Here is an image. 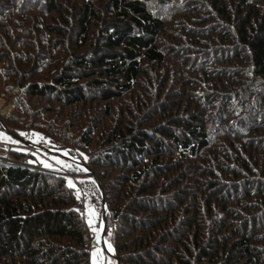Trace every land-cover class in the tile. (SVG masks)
<instances>
[{
    "label": "trees",
    "instance_id": "trees-1",
    "mask_svg": "<svg viewBox=\"0 0 264 264\" xmlns=\"http://www.w3.org/2000/svg\"><path fill=\"white\" fill-rule=\"evenodd\" d=\"M34 1L48 14L44 29L57 37L60 49L67 42L90 50L70 56V65L50 83L28 84L31 95L64 108L85 107L92 94L103 103L132 95L145 79L143 85L154 91L145 100L163 99L169 79L158 77L155 89L152 68L170 56V72L180 78L178 90L164 104L152 108L145 103L144 111L164 118L157 126L161 131L121 127L108 132L103 148L88 157L99 171L94 170L105 201V235L119 264H264V203L256 200L264 198V169L256 164L264 147L255 137L264 127V107H258L264 101V0ZM162 10L167 12L161 15ZM174 15L179 18L166 27ZM5 29L0 26L7 41L0 42V64L11 55ZM167 32L173 46L162 41ZM214 36L224 49L233 44L236 50L215 57L209 52L201 64L185 62L190 51L179 54L205 51L202 44L214 43ZM33 64L35 69L39 63ZM243 69L252 71L259 84L248 93L257 97V105L252 101L256 117L251 123L241 121V129L238 111L250 100L241 105L226 95L218 99L211 86H236L246 77ZM199 82L208 92L198 103L192 91ZM204 106V116L192 111ZM230 109L234 116L227 121ZM16 110L21 114L22 108ZM9 115L0 121L12 134L17 126ZM84 131L79 141L90 149L97 131L93 126ZM223 147L234 154L231 164L224 163L228 154L213 155ZM237 149H245L244 158ZM65 181L24 165L0 163V264H89L90 231L76 210V189ZM250 193L255 195L251 206L246 200ZM230 208L250 215L239 219Z\"/></svg>",
    "mask_w": 264,
    "mask_h": 264
},
{
    "label": "rangeland",
    "instance_id": "rangeland-1",
    "mask_svg": "<svg viewBox=\"0 0 264 264\" xmlns=\"http://www.w3.org/2000/svg\"><path fill=\"white\" fill-rule=\"evenodd\" d=\"M143 1L145 3V0ZM70 4L73 5L74 0H71ZM40 5L39 1L34 0H0V26L6 28V35L7 37H10L7 50L11 54L8 63L0 64V120L2 117H7L10 114L9 116L16 121L17 126V129H11L10 132L19 137H14V135L8 133V131H5L0 126V134H3V136L6 137H11V140L0 138V163L24 165L36 172H42L43 175L52 176L64 181L66 180V184L69 179L72 180L75 184L74 188L76 189V210L78 211L79 216L81 215L84 217V224L90 231V250H88L89 264H93L94 259L97 264H115L116 261L113 258H110L112 256L116 257L114 252L108 251L104 243V241L107 240V236L105 235L101 238L103 229L101 226V214L99 213V210L101 208V200L104 201L103 190L101 193L95 183L92 182V177L84 171V169H87L95 174L98 183V176L94 170L97 172L99 171L96 167H92L88 164V157L103 148V140L108 135V132H113L121 127H131L132 130L139 129L141 132L149 128L159 132L161 129L157 126H161V123L164 124V118L160 121V119L153 117L154 112L144 111V106L147 105L145 103L149 102L145 100V97L149 96V92L154 94V91L152 90L153 87H146V83L145 86L143 85L145 79H142V81L139 82L142 83L141 87L137 86L132 95H123L118 101L103 103L98 97H95L97 95L92 94L88 97V104L85 107L64 108L63 106L54 103V101H49L50 99L45 100L31 95L27 90L28 84H34V82L50 83L52 76L58 74L64 66L69 64L68 61L70 56L79 54V52L84 49L90 50L89 46L80 49L67 42L63 43V47L66 49H60L61 47L58 43H55L57 37L52 33L46 32L44 29L45 27L43 23L47 24L49 22L48 14H46V11L42 9ZM180 10L181 9H177L176 11ZM166 12L167 10H162L161 15ZM178 18L177 15H174L165 26H169ZM96 30L97 29L95 28L91 32V42L95 39ZM222 30L223 29L218 30L215 34L219 35ZM211 31L214 32L215 29L213 28ZM207 34L211 35L210 32ZM168 35L169 32L165 34L162 41H164L163 39L165 38L164 45L173 46L174 43H168ZM212 38L214 39L217 37L214 36ZM233 41V43H235V40ZM0 42L7 43L1 33ZM218 42L219 41L214 39V43H210L209 41H207V45L203 43L202 45L205 46V51L197 52V49H188L187 52L182 51L179 54L189 53L190 51L192 52L190 53L192 57H187V59L184 58L185 62L188 61L189 64H196L197 61L200 60L199 63L201 64L202 60H207L209 58V52H213V57L218 53L219 55L224 56L222 51L228 49L221 47ZM52 43L53 45H51ZM227 47L229 50H236L235 48H237V46L233 44L231 47ZM170 50L172 49H169V51ZM168 59L169 60H167L165 64L159 65V67L155 65L152 68L154 72L153 85L155 89H158V77L160 79L167 76L169 79L166 85L167 93L164 94L163 99L170 98L171 94H173L170 93L172 90H178L176 84L180 79L177 75L170 72V68L173 66V59L171 56L168 57ZM35 61L39 64L34 69L33 63ZM146 66L147 65L145 64L144 69L147 70ZM12 70L17 73H12ZM243 70L242 76L246 77L241 80L239 79V81L235 83L237 84L236 86L231 83H227L225 86H211L212 92H214L218 99H221L226 95L228 98L233 97L235 100H240L241 105L242 103L244 105L246 101L250 100L249 103H246L244 107L242 106L238 111L240 117L237 120V124L241 126V129L244 127V124H241V121L246 120L245 122L248 121V123H251L252 118L256 117L257 111L253 106L252 101H255L256 103L257 97H253L248 93H252L255 87L259 84L258 78L256 79V76L252 74V71H249V69ZM197 73L198 72H196V74ZM195 79L196 77L194 80ZM21 81L23 84L22 87H19ZM197 84L200 87L193 90L192 94L198 99L199 103L200 100L201 102L202 100H206L204 98V92L207 91V88L205 85L200 84V82ZM143 86L145 88H143ZM163 99L153 96L152 101L149 103L152 108H157L165 103ZM14 104L16 107L12 106ZM205 106L201 107L199 109L200 111H196L197 107H193L192 111L198 113V115L200 113L204 116L206 110ZM17 107L20 109L22 108L21 114L19 110H16ZM106 107L110 108L107 115L104 113ZM258 107H264V101L262 104L258 105ZM229 112L231 114L228 113L227 121L231 120L234 116V112L231 109ZM91 126H93V129L97 132L92 135L90 139L91 145H93L92 148L85 149L79 139L81 138L83 131ZM21 133H23V135H21ZM255 137L262 140L260 145L261 147H264V127H262L261 131L257 133ZM13 141H17L18 143H14ZM225 148L226 147H223L222 149H219L218 152H213V155L217 157L222 156L223 158V153L228 154L229 159L224 163L229 164L230 160L232 161V156L234 154L226 151ZM10 150L13 151L12 154L10 153ZM44 150H48L49 153H51L49 154ZM236 152L244 158L245 149H237ZM45 164L50 165V167H45ZM256 164L259 166L260 170L264 169V157H261ZM249 167L258 169L257 167H253L251 163L249 164ZM235 170L242 173L241 168ZM243 176L247 175L245 174ZM262 176H264V174H262ZM261 180L263 181V179ZM238 183L239 182H236V184ZM77 193H79V198L77 197ZM249 195L250 197L246 199L248 201L247 205L255 202V195H253V193H250ZM256 200L261 202V205L264 203V198L262 200ZM230 210L233 211V216L236 215L238 217L240 215L241 217L239 219L250 215V211H248V213H242L241 211L233 210L232 208H230ZM220 216L225 215L221 214ZM179 218L183 219L181 215H179ZM227 218H229V215L225 217V219ZM89 220L93 221L91 226L88 223ZM235 224L236 223H232L231 226H235ZM92 228H96L98 231L93 232ZM235 231L236 229L233 233H235ZM203 232H205V234L207 233L206 227L205 230L203 229ZM198 235L200 239L203 241L205 240L203 239L202 234ZM97 236H99V241H97ZM97 249L103 250L102 255L93 257L92 253Z\"/></svg>",
    "mask_w": 264,
    "mask_h": 264
},
{
    "label": "snow or ice",
    "instance_id": "snow-or-ice-1",
    "mask_svg": "<svg viewBox=\"0 0 264 264\" xmlns=\"http://www.w3.org/2000/svg\"><path fill=\"white\" fill-rule=\"evenodd\" d=\"M21 135H23V133H21ZM0 138H3L5 140H11V137L3 136V134H0ZM13 142L14 143H18L17 141H13ZM65 154H67V153H65ZM45 167H50V165L45 164ZM84 171H87V169H84ZM67 184H68V187H70V188H74L75 187V184L70 179L67 181ZM77 197L79 198V193H77ZM92 214L95 215L94 213H92ZM88 223L91 226L92 223H93V221L92 220H89ZM92 231L93 232H97L98 230L96 228H92ZM109 235H111V233H109ZM97 241H99V236H97ZM104 243H105L108 251H114V249L112 248V245H111L110 242H108L107 240H105ZM102 251L103 250L97 249L96 251H94L92 253L93 257H97L98 255H102ZM93 264H97V262H96L95 259L93 261Z\"/></svg>",
    "mask_w": 264,
    "mask_h": 264
},
{
    "label": "water",
    "instance_id": "water-1",
    "mask_svg": "<svg viewBox=\"0 0 264 264\" xmlns=\"http://www.w3.org/2000/svg\"><path fill=\"white\" fill-rule=\"evenodd\" d=\"M0 126H1V128L2 129H4L5 127H4V124L0 121ZM5 130V129H4ZM6 131V130H5ZM20 142V141H19ZM44 151H47L48 153H49V151L48 150H44ZM51 153V152H50ZM49 153V154H50ZM86 173H88V175H90L91 177H92V182H94L95 183V185H96V187L100 190V192L102 191V189H101V187H100V185L97 183V178H96V175L95 174H93V173H91L90 171H86ZM102 193V192H101ZM102 201V208H101V226H102V229H103V232H102V236H101V238H103V236H105V231H106V229H105V222H106V215H105V203H104V201L103 200H101ZM108 257H109V255H108ZM110 258H113L115 261H116V263L115 264H119V262H118V260H117V258L116 257H114V256H112V257H110Z\"/></svg>",
    "mask_w": 264,
    "mask_h": 264
}]
</instances>
